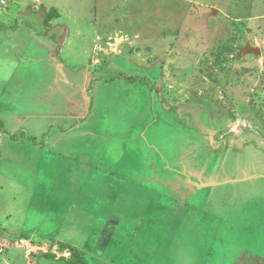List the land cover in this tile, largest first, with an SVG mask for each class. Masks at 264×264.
Returning <instances> with one entry per match:
<instances>
[{
    "label": "rangeland",
    "instance_id": "1",
    "mask_svg": "<svg viewBox=\"0 0 264 264\" xmlns=\"http://www.w3.org/2000/svg\"><path fill=\"white\" fill-rule=\"evenodd\" d=\"M51 5L79 36L0 99V264H264V0Z\"/></svg>",
    "mask_w": 264,
    "mask_h": 264
},
{
    "label": "crops",
    "instance_id": "2",
    "mask_svg": "<svg viewBox=\"0 0 264 264\" xmlns=\"http://www.w3.org/2000/svg\"><path fill=\"white\" fill-rule=\"evenodd\" d=\"M24 0H9L8 3L11 5H18L19 3L23 2ZM28 1V0H27ZM31 1L25 4V8L28 11V14L21 13L16 14L13 11H8L7 14L1 13V7H0V99L4 97L5 93L7 92V89L9 88L13 75L15 74L17 68L20 66V63L24 60V58L29 57L30 61L36 60L35 58H31L29 55V52H33V54H47L49 56L50 65L52 69H54L56 72L63 70L64 66L63 63L60 61V59L53 57L54 55H63L67 49L68 46H72L71 39L74 36H79V34H74V32L70 31V28L67 26H64V20H61L62 17L59 15V11L56 10L54 5L52 4V0H29ZM40 2V4H36V2ZM19 2V3H18ZM46 3V4H45ZM51 5V6H50ZM48 7V12L52 9H54L57 13L56 16L52 17L50 21L47 22V14L42 15V9L44 7ZM13 7V6H12ZM18 16H21L20 19ZM24 16V17H23ZM29 16H36L39 17L41 20V30L38 28V24H31L29 21ZM39 25V27H40ZM95 40V39H94ZM93 40V41H94ZM92 41V50H94V42ZM42 50V51H41ZM89 52V53H91ZM48 57V56H47ZM51 58V60H50ZM29 61V62H30ZM37 62V61H34ZM129 79V78H126ZM98 79L97 81H99ZM113 80V79H112ZM111 79L105 80L106 82H113ZM97 81H95L93 84V88L91 89L90 93H87V100L92 102V99L90 98L91 93H93L94 88L97 86ZM132 81V80H131ZM90 82V79H86V86H88ZM55 93V92H54ZM89 97V98H88ZM8 98L12 99L11 95L8 96ZM61 98V97H60ZM91 99V100H90ZM26 103H29V106L31 105L32 102L36 101V97L34 98V101L25 99ZM24 101V100H23ZM41 102V101H38ZM61 102H57L55 104H60ZM48 108L52 106V102L47 105ZM79 123L74 124L73 127L78 126ZM3 130L5 132V125L3 122L0 120V132ZM21 137H24L25 139L28 138V140L34 141L35 139L27 136V135H20ZM16 134L12 135V140H17L16 139ZM35 142V141H34ZM91 147H88L89 149ZM76 154V153H75ZM88 156H92L91 153H88ZM77 155V156H76ZM75 155V160L78 162L76 159H81V154L77 152ZM89 159V158H87ZM85 160V159H84ZM82 161V162H81ZM80 163H83L84 161L81 160ZM93 161H87L86 164L88 166H92V169L94 168V164H92ZM78 167V166H77ZM76 167V170H77ZM82 170H79L75 177V182H80L81 185L86 183L91 177L89 171H85L84 167L81 168ZM91 169V167H89ZM76 172V171H75ZM86 172V173H84ZM62 177V176H61ZM108 230L111 229V227L107 228ZM27 238H22L20 242H28L26 240ZM58 246V245H57ZM60 247H62L59 244ZM70 253L69 251H67ZM58 259V258H57Z\"/></svg>",
    "mask_w": 264,
    "mask_h": 264
},
{
    "label": "trees",
    "instance_id": "3",
    "mask_svg": "<svg viewBox=\"0 0 264 264\" xmlns=\"http://www.w3.org/2000/svg\"><path fill=\"white\" fill-rule=\"evenodd\" d=\"M56 15L57 13L54 9L50 10L47 14V22L50 21L52 17ZM62 247L70 250V253H72V256L70 259L65 258V257L57 259L56 256L48 255V254H43V256L53 257L54 259L57 260V262H63L64 264H86V261L84 259V254L82 251L75 249L73 247L67 246L65 244H62Z\"/></svg>",
    "mask_w": 264,
    "mask_h": 264
},
{
    "label": "water",
    "instance_id": "4",
    "mask_svg": "<svg viewBox=\"0 0 264 264\" xmlns=\"http://www.w3.org/2000/svg\"><path fill=\"white\" fill-rule=\"evenodd\" d=\"M245 55L261 56L262 51L259 47H254L252 45H248L244 48V50L242 52V56H245Z\"/></svg>",
    "mask_w": 264,
    "mask_h": 264
},
{
    "label": "flooded vegetation",
    "instance_id": "5",
    "mask_svg": "<svg viewBox=\"0 0 264 264\" xmlns=\"http://www.w3.org/2000/svg\"><path fill=\"white\" fill-rule=\"evenodd\" d=\"M243 263H244V261L243 262L242 261L239 262V264H243Z\"/></svg>",
    "mask_w": 264,
    "mask_h": 264
}]
</instances>
